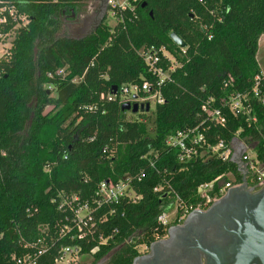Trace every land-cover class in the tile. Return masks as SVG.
<instances>
[{
    "label": "trees",
    "instance_id": "trees-1",
    "mask_svg": "<svg viewBox=\"0 0 264 264\" xmlns=\"http://www.w3.org/2000/svg\"><path fill=\"white\" fill-rule=\"evenodd\" d=\"M1 2L30 22L15 30L10 55L0 59V264L34 252L41 239L48 248L42 264H54L72 245L91 254L94 264H133L139 246L166 233L157 220L177 197L195 209L201 185L229 174L234 184L244 181L232 160L182 163L179 151L166 145L179 132L199 128L211 145L239 139L255 147L264 164L258 61L264 0H140L118 15L115 27L104 19L82 38L62 35L63 12L77 15L86 0ZM173 33L185 48L173 42ZM152 47L165 48L179 67L160 88L164 103L151 116L139 112L129 120L132 112L122 110L120 97H106L114 87L156 81L140 56ZM234 93L248 95L256 122L231 112L227 100ZM204 105L220 110L225 124L210 120ZM126 178L141 199L97 208L101 184ZM61 193L78 197L74 208L87 203L94 210L92 233L71 238L78 230L70 208H59ZM66 225L73 228L69 234L62 231Z\"/></svg>",
    "mask_w": 264,
    "mask_h": 264
},
{
    "label": "built area",
    "instance_id": "built-area-1",
    "mask_svg": "<svg viewBox=\"0 0 264 264\" xmlns=\"http://www.w3.org/2000/svg\"><path fill=\"white\" fill-rule=\"evenodd\" d=\"M57 1V0H53ZM140 0H108V14L110 13L118 23L121 13L125 10H133L134 5ZM12 22L16 25L7 32L3 29ZM29 16L19 15L16 7L10 4H3L0 0V59L10 55L11 49L15 41V30L18 28L26 27L29 24ZM116 25V24H115ZM112 26V27H115ZM140 56L144 60L149 72L153 77L156 78L154 83L144 82L142 86L139 85H125L117 93L109 94L106 100L109 102L115 101L120 97L122 104L126 102H140V103H150L155 101L156 104H163L164 98L161 94L160 88L162 85L170 80V75L178 67L179 64L176 58L168 52L165 48H148L140 51ZM163 62L168 63V67H164ZM64 71H59L57 75L63 74ZM260 78H256V85L253 93L256 97L259 96L258 85ZM144 92L149 94L148 97L139 98V93ZM137 96V100L133 97ZM227 106L234 114L242 113L247 115L249 120L256 122L255 118H251V108L249 105V98L246 94L234 93L227 100ZM202 111L207 114L208 118L219 125L225 124V118L218 109H210L208 105H204ZM166 145L172 149L179 151V160L182 163H188L193 159H210L212 157H218L223 161L232 160L235 155V147L233 145L228 146L225 142L220 141L216 145H211L207 143L204 133L200 132L199 128L186 130L179 132L174 136L167 139ZM255 149V147H249L246 145V151L242 156V161L245 165L246 174L242 173L245 180L257 181L259 183H264V164L261 163L255 153V155L250 154V150ZM228 178L229 181L223 183L224 178ZM221 176L214 181L201 185L197 190V195L202 199L201 203H210L211 200L234 185V179L231 174L226 176ZM130 178L120 180L118 182L106 181L103 182L97 192L95 203L97 208L108 204H119L124 200H128L132 203L138 202L141 197L138 196L132 189ZM218 186V194L212 195L215 187ZM161 190V189H156ZM60 199H63L64 203L59 204V208L62 209L65 205L70 208V213L72 215V225L78 230L77 235L71 238L82 239L86 234L92 233L91 229L95 220L94 210L91 209L89 204L79 205L74 208L73 204L78 202V197L74 196L68 199L63 193L59 195ZM193 208L185 205L177 197L176 200L168 204L163 213L158 217L157 223L159 227L167 231L172 220H175L178 216H184L188 212L192 211ZM103 221L106 217L102 218ZM90 225H92L90 227ZM87 228V231L84 229ZM73 228L66 225L62 231L67 234L71 233ZM157 234L156 236H158ZM155 236V237H156ZM103 243H106L103 240ZM147 244H143L138 247L140 252ZM38 249L34 252H28L23 256L13 255L10 264H42L41 259L48 252V248L41 239L36 244ZM30 248L32 247L29 246ZM94 253V252H92ZM93 258L91 254H83L82 248L79 245H72L63 247L60 250L59 256L55 259L54 264H84V259ZM92 262V261H91Z\"/></svg>",
    "mask_w": 264,
    "mask_h": 264
},
{
    "label": "flooded vegetation",
    "instance_id": "flooded-vegetation-1",
    "mask_svg": "<svg viewBox=\"0 0 264 264\" xmlns=\"http://www.w3.org/2000/svg\"><path fill=\"white\" fill-rule=\"evenodd\" d=\"M107 13L108 0H100L84 28L86 35ZM78 15L64 11L63 21H76ZM246 183L234 184L210 203L172 220L133 264H264V183Z\"/></svg>",
    "mask_w": 264,
    "mask_h": 264
},
{
    "label": "rangeland",
    "instance_id": "rangeland-1",
    "mask_svg": "<svg viewBox=\"0 0 264 264\" xmlns=\"http://www.w3.org/2000/svg\"><path fill=\"white\" fill-rule=\"evenodd\" d=\"M100 7V0H86V2L83 4L81 9L79 10V15L76 17V21H67L64 24L62 35L70 36L73 38H82L86 35V31H84V28L86 27V24L90 21V19L93 17L94 11ZM102 15L100 14V17ZM103 18V17H102ZM104 19H106V23H108L110 26H114L116 24L115 19L112 17V15L107 13L106 16H104ZM78 31V32H77ZM258 61L260 63L262 72L264 73V36L260 40V50L258 53ZM156 107V102H151V110L148 112V116H151L152 113H154ZM138 114L133 115L132 113L127 114V118L129 120H136L138 119ZM250 147V145H249ZM251 147H253L251 145ZM250 154L253 156L255 155V150L251 149ZM92 261V262H91ZM84 264H94L93 258H86L84 259Z\"/></svg>",
    "mask_w": 264,
    "mask_h": 264
},
{
    "label": "water",
    "instance_id": "water-1",
    "mask_svg": "<svg viewBox=\"0 0 264 264\" xmlns=\"http://www.w3.org/2000/svg\"><path fill=\"white\" fill-rule=\"evenodd\" d=\"M74 17V15L72 16ZM104 20V17L101 19L100 23H102ZM99 23V24H100ZM97 28V27H96ZM171 39L173 40V42L178 45L180 48H185L186 47V44L184 43V41L178 36L176 35L175 33H173L171 35ZM117 87H114L112 92L113 94L115 95L117 93ZM134 100H137V96H134L133 97ZM122 110L123 111H127V112H132L133 114H138L139 112H150L151 110V104L150 103H140V102H126L122 105ZM238 139H235L232 143V145L237 141ZM245 146V145H244ZM246 151V146L243 148H237L235 147V155L232 159L233 162H235L239 168H240V171L244 174H246V170H245V165L242 161V156L243 154L245 153ZM244 184H247L246 183V180L244 179ZM261 255L264 256V251L261 250Z\"/></svg>",
    "mask_w": 264,
    "mask_h": 264
},
{
    "label": "crops",
    "instance_id": "crops-1",
    "mask_svg": "<svg viewBox=\"0 0 264 264\" xmlns=\"http://www.w3.org/2000/svg\"><path fill=\"white\" fill-rule=\"evenodd\" d=\"M244 145L246 146V144L240 141L239 139L233 144V146L237 148H242V147L244 148L245 147Z\"/></svg>",
    "mask_w": 264,
    "mask_h": 264
}]
</instances>
